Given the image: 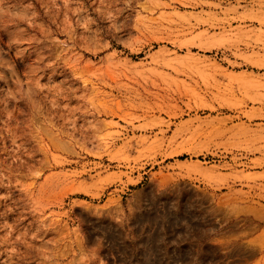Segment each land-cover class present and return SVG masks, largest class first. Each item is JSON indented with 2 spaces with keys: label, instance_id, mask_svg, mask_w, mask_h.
<instances>
[{
  "label": "rangeland",
  "instance_id": "rangeland-1",
  "mask_svg": "<svg viewBox=\"0 0 264 264\" xmlns=\"http://www.w3.org/2000/svg\"><path fill=\"white\" fill-rule=\"evenodd\" d=\"M0 264H264V0H0Z\"/></svg>",
  "mask_w": 264,
  "mask_h": 264
}]
</instances>
